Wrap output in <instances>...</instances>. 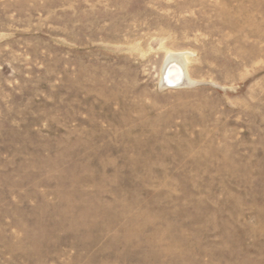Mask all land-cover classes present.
I'll use <instances>...</instances> for the list:
<instances>
[{
    "label": "rangeland",
    "instance_id": "rangeland-1",
    "mask_svg": "<svg viewBox=\"0 0 264 264\" xmlns=\"http://www.w3.org/2000/svg\"><path fill=\"white\" fill-rule=\"evenodd\" d=\"M0 264H264V0H0Z\"/></svg>",
    "mask_w": 264,
    "mask_h": 264
},
{
    "label": "bare ground",
    "instance_id": "bare-ground-1",
    "mask_svg": "<svg viewBox=\"0 0 264 264\" xmlns=\"http://www.w3.org/2000/svg\"><path fill=\"white\" fill-rule=\"evenodd\" d=\"M185 61L184 54L168 53L161 72V83L164 87H178L193 83L185 70Z\"/></svg>",
    "mask_w": 264,
    "mask_h": 264
}]
</instances>
